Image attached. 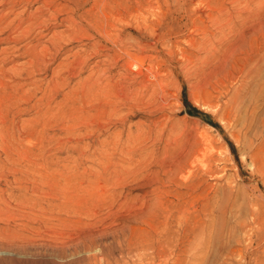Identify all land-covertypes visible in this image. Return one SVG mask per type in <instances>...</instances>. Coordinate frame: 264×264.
I'll return each instance as SVG.
<instances>
[{"label":"rangeland","instance_id":"rangeland-1","mask_svg":"<svg viewBox=\"0 0 264 264\" xmlns=\"http://www.w3.org/2000/svg\"><path fill=\"white\" fill-rule=\"evenodd\" d=\"M137 1H0L1 18L21 24L0 41V264L79 262L118 235L183 247L188 224L203 223L240 250L211 247L208 264H242L252 242L248 261L264 263L253 221H264V0H204L180 16L159 0L148 30L129 16ZM181 35L208 42L210 66L181 61L170 46ZM246 51L263 61L222 121L200 87Z\"/></svg>","mask_w":264,"mask_h":264},{"label":"bare ground","instance_id":"bare-ground-1","mask_svg":"<svg viewBox=\"0 0 264 264\" xmlns=\"http://www.w3.org/2000/svg\"><path fill=\"white\" fill-rule=\"evenodd\" d=\"M165 2L166 3H170V2L175 3L176 4V10L179 11V16L182 13L186 14L189 11L192 12L194 10L193 5H195V4L199 7H202L203 5H205L204 0H194V1L192 0L190 3H188L185 0H165ZM159 3H160L159 0H138L136 2V5H135L136 9L134 11L131 8L128 9L129 16H130V14L131 15L133 14L135 16V19H136L138 26L140 28L143 27L146 30L153 29L157 23L153 22L152 20L150 21V17L152 18L153 15H156L155 13L158 10V6H159L158 4ZM0 6H1V4H0ZM32 15L33 14H31L30 17ZM158 17L160 19L157 18L156 21L158 22V24L162 25L163 24L162 19H161L162 16H158ZM0 18H1V15H0ZM34 18L31 17V19L28 21L29 25L27 27L28 31L30 32L29 36H31V37H32L33 33L35 32V28H36L35 27L36 23L34 21ZM124 22H125V24H129L128 21L124 20ZM191 22L195 26H198L199 16L196 14H192L191 15ZM16 24H17V20H12V21L7 23V21L4 20L3 18L0 19V41H3L2 40L3 37L9 31L14 30L21 25V24H18V25H16ZM123 32H124V30H122L120 32L121 34H119V35L116 34L115 38L120 39L122 37L121 35H123ZM209 32L210 31L205 30L204 31V35H205L204 37H206ZM107 35H110V34L107 33ZM181 37H182V39H179L175 43H171L170 46H172L173 49L176 50V52H179L181 54V61L182 62L186 63L187 66L189 64V65H192L193 67H196L199 64L198 61L201 60V61H203L200 63L201 68H204V67L211 65V63H212L211 58H213L215 53H214V49H212L211 46H209V44H207L208 42H206L204 45V43L198 42V40H194L189 36L181 35ZM33 39L34 38H32V40ZM32 40H31V43H32ZM17 41H18V38H17ZM10 42H11V40H10ZM30 46H31L32 55L36 56V54H37V53H35L36 46L34 44H32ZM188 48H190L192 51L188 52L187 51ZM259 52L260 51H256L255 53H252L250 51H246L245 54H243V56H241L238 59L239 63L232 65L231 69L225 70L224 72L217 73L215 75H212L210 77V79L208 80V82L204 83V85H201V87H200L201 91H200L199 95H200L201 99L203 100L204 105L211 107V108L219 109V111L222 113V118H223L222 121L231 120L232 115L235 113V111L238 110L237 107L240 104L239 102H240L241 96L243 94L242 93V90H243L242 87H246L249 84V80L251 79V77L254 76L255 71L258 69V67L261 65V63L263 61L262 56ZM35 65H36L35 61L32 60L30 62V68H29L30 71L28 72L29 77L31 76L30 78L33 77ZM190 69H191V67H190ZM166 70H168V69H166ZM161 71H162V69L157 70L159 75H157L156 79H157V83L161 86L162 93H165V91H166L164 88V80L165 79L162 77ZM3 72H4V70H3ZM21 77H22V74H21L20 78ZM253 78H255V77H253ZM237 84H240L241 87L240 86L238 87ZM256 86H258V85H256ZM253 89H255V88H253ZM255 91H253V92L255 93ZM251 95H252V93H251ZM221 97H223L225 99V100H223L224 101L223 103H221ZM249 110H250V108H249ZM256 110H258V109H256ZM256 110H255V112H256ZM217 114H218V111H217ZM235 116H236V114H235ZM262 117H263V115H262ZM229 123H231V122H229ZM229 123H227V124H229ZM262 124H263V122H262ZM258 125H259V123H258ZM207 143H208V140H207ZM209 147L211 148V146H209ZM199 152H200V150H199ZM208 153H209V151H208ZM193 164L194 163H192V165ZM187 220H189V219H187ZM254 220L256 222H258L259 224L264 222V221H262L261 216H259V215L255 216V219H253V221ZM243 222H244V224H247V223H245L246 221H243ZM259 224L257 225L258 227L260 226ZM188 225L189 226L184 229L183 237L184 236L188 237L192 234H194V237H192V239H188L187 243L184 244L183 247H180V245L177 243L174 244L175 241H171L167 245L163 244V243H159V244L153 243L151 245H148V244L144 243L143 241L137 239L136 236H134V235H132V236L118 235L116 237L115 242L112 244H107L106 242L104 243L102 241V243H100L98 245L99 247H98L97 251L93 254V256H91L87 259H84V260H80L79 262H72V261L68 262V261L64 260L65 262L63 261L61 264H208L209 259L207 257H208V253L210 252V251H208V249H210L211 247L212 248L217 247L220 250V252H222L223 255L226 256L227 259H235L237 257V254L239 253L240 250L234 249L232 246L229 248H228V246L226 247V242L224 241L225 240L224 230H222V228H220V229L218 228V230H215V232L212 233L210 231V229L208 228L207 224L203 223L202 225H196V224L195 225L188 224ZM239 226H241V225H239ZM246 230H247V227L246 226L243 227V231H246ZM248 230H247V232H248ZM250 230L253 231L251 233L249 232L250 234L248 233L249 235H251L250 239H252V237H253L254 238L253 240H255L254 236L256 234L254 235L253 229H250ZM257 231H258V228H257ZM259 231H260V228H259ZM237 232H239V231H237ZM210 233H212V234H210ZM238 234H236V235H238ZM262 234H264V233H262ZM260 235H261V233H260ZM246 236H247V234H246ZM246 236H245V238H246ZM236 237L237 236H235V238ZM230 238L233 239L234 237L232 238L230 236ZM237 238H239V237H237ZM233 240H236V239H233ZM244 241H246V240H244ZM229 243H231V242L229 241ZM236 243H239V241L236 240ZM250 245L246 244L247 251H251V250H249V248H251V247L248 248V246H250ZM261 245H263V244H261ZM253 246L256 247V245H253ZM247 251H246V254L244 256L240 255V257L242 256V258H243V259L241 258L243 260V261L241 260L242 264H251L249 262L251 260L249 259V261H248L247 256H246L249 253ZM260 254H262V253H260ZM64 259H65V257H64ZM235 260H237V259H235ZM238 261H240V260H238ZM235 262H237V261H235ZM255 264H262V262L259 263V261L256 260Z\"/></svg>","mask_w":264,"mask_h":264}]
</instances>
